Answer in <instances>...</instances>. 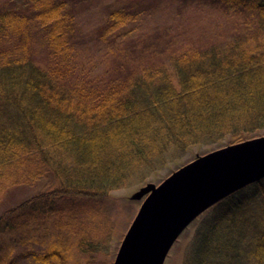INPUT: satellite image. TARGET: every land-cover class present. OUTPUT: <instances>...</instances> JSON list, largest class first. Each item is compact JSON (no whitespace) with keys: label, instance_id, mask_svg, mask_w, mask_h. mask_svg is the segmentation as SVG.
<instances>
[{"label":"trees","instance_id":"obj_1","mask_svg":"<svg viewBox=\"0 0 264 264\" xmlns=\"http://www.w3.org/2000/svg\"><path fill=\"white\" fill-rule=\"evenodd\" d=\"M210 1L250 19L217 43L156 39L115 58L116 78L87 83L70 78L69 0H0V264H14V246L40 230L36 264H112L111 193L148 182L191 147L264 132V0ZM128 15L113 12L109 29L127 31ZM206 212L185 264H264V178Z\"/></svg>","mask_w":264,"mask_h":264},{"label":"rangeland","instance_id":"obj_2","mask_svg":"<svg viewBox=\"0 0 264 264\" xmlns=\"http://www.w3.org/2000/svg\"><path fill=\"white\" fill-rule=\"evenodd\" d=\"M76 20V35L73 50L70 52L69 66L73 71L71 80H84L87 83H104L117 77L114 59L128 50H139L147 44L162 38L172 40L173 49H183L187 43L195 45L217 43L226 36L238 33L250 18L243 14L226 12L210 0H69ZM127 9L132 16L128 30L109 29L110 15L120 9ZM130 20V17H129ZM104 32L105 34L101 33ZM120 33L124 36L121 37ZM38 58L44 61L46 51H39ZM160 62V61H158ZM264 136V132L260 134ZM227 146L224 141L217 146L197 145L191 147L183 160L170 165L161 173L153 175L148 182L140 186L124 189L110 194L103 202L109 231V259L112 264L116 259L121 244L135 220L143 201L133 200L132 196L149 183L159 185L173 172L214 150ZM77 204H93L96 198L74 197ZM95 201V202H94ZM103 216H106L105 211ZM208 211V210H207ZM208 212L195 220L175 243L165 264H185L187 251ZM101 229L98 239L104 237ZM46 233L36 232L25 245L14 246L12 256L14 264H36L33 255L43 251V238ZM36 238V239H35ZM48 240V238H47Z\"/></svg>","mask_w":264,"mask_h":264},{"label":"water","instance_id":"obj_3","mask_svg":"<svg viewBox=\"0 0 264 264\" xmlns=\"http://www.w3.org/2000/svg\"><path fill=\"white\" fill-rule=\"evenodd\" d=\"M264 178V136L214 150L159 185L140 188L143 201L114 264H165L188 227L211 207Z\"/></svg>","mask_w":264,"mask_h":264}]
</instances>
